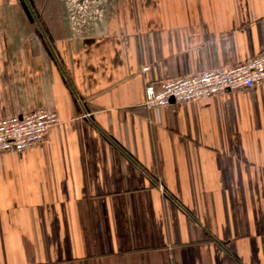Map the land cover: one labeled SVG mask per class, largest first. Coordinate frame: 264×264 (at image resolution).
Wrapping results in <instances>:
<instances>
[{
  "label": "crops",
  "instance_id": "crops-1",
  "mask_svg": "<svg viewBox=\"0 0 264 264\" xmlns=\"http://www.w3.org/2000/svg\"><path fill=\"white\" fill-rule=\"evenodd\" d=\"M0 0V264H264V81L144 105L264 51V0ZM28 12V13H27Z\"/></svg>",
  "mask_w": 264,
  "mask_h": 264
},
{
  "label": "built area",
  "instance_id": "built-area-1",
  "mask_svg": "<svg viewBox=\"0 0 264 264\" xmlns=\"http://www.w3.org/2000/svg\"><path fill=\"white\" fill-rule=\"evenodd\" d=\"M263 81L264 51L235 65L161 80L158 87L149 83L145 86L144 105L156 110L173 102L207 100L214 95L254 88ZM60 122L56 112L43 109L0 117V153H21L42 142L49 130Z\"/></svg>",
  "mask_w": 264,
  "mask_h": 264
},
{
  "label": "water",
  "instance_id": "water-1",
  "mask_svg": "<svg viewBox=\"0 0 264 264\" xmlns=\"http://www.w3.org/2000/svg\"><path fill=\"white\" fill-rule=\"evenodd\" d=\"M21 1V5L22 7L24 8V10L28 11V7H27V4L24 0H20ZM28 13V12H27Z\"/></svg>",
  "mask_w": 264,
  "mask_h": 264
}]
</instances>
